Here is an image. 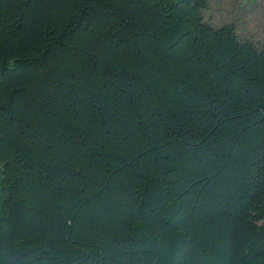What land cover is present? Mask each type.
<instances>
[{
    "label": "trees",
    "instance_id": "obj_1",
    "mask_svg": "<svg viewBox=\"0 0 264 264\" xmlns=\"http://www.w3.org/2000/svg\"><path fill=\"white\" fill-rule=\"evenodd\" d=\"M208 0H0V264H264V45Z\"/></svg>",
    "mask_w": 264,
    "mask_h": 264
},
{
    "label": "rangeland",
    "instance_id": "obj_2",
    "mask_svg": "<svg viewBox=\"0 0 264 264\" xmlns=\"http://www.w3.org/2000/svg\"><path fill=\"white\" fill-rule=\"evenodd\" d=\"M205 22L217 29L233 24L241 42L256 49L264 45V0H208ZM2 168L0 167V200Z\"/></svg>",
    "mask_w": 264,
    "mask_h": 264
}]
</instances>
